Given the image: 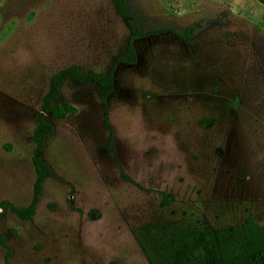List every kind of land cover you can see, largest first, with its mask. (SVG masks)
<instances>
[{
  "label": "rangeland",
  "instance_id": "obj_1",
  "mask_svg": "<svg viewBox=\"0 0 264 264\" xmlns=\"http://www.w3.org/2000/svg\"><path fill=\"white\" fill-rule=\"evenodd\" d=\"M127 2L141 29L165 32L136 40V65L118 64L112 139L98 86L62 87L56 103L78 111L47 116L55 132L41 155L54 175L35 216L0 207V264L8 247L12 264H152L145 224H264V5ZM128 35L111 0H0V203L31 201L32 136L51 76L71 64L106 72Z\"/></svg>",
  "mask_w": 264,
  "mask_h": 264
},
{
  "label": "trees",
  "instance_id": "obj_2",
  "mask_svg": "<svg viewBox=\"0 0 264 264\" xmlns=\"http://www.w3.org/2000/svg\"><path fill=\"white\" fill-rule=\"evenodd\" d=\"M258 1L264 5V0ZM111 2L117 14L129 27L125 47L106 72L90 71L71 64L51 76L48 91L42 98L41 110L32 136L35 143L32 157L35 181L31 201L25 206L16 205L9 200L0 203L4 211L12 212L21 220H31L35 216L44 191V182L47 177L54 175L51 164L41 155L46 149V139L55 132V124L47 116L64 119L78 111V108L70 102L56 103L61 98L62 87L68 81L98 86L104 120L112 139L114 130L109 120L108 99L116 89L118 64L136 65L139 60L136 40L165 32L164 28L141 29L127 0H111ZM190 34L187 28L186 35L189 37ZM213 121L214 118L200 119L201 124H211ZM122 176L125 180L137 184L126 172L123 171ZM159 193L165 204L173 201L167 192L159 191ZM138 231L140 244L152 264H264V224L251 218L239 225L218 228L161 221L145 224ZM0 245L7 246L6 237L2 232H0ZM11 255L12 250L8 247L6 264H12Z\"/></svg>",
  "mask_w": 264,
  "mask_h": 264
}]
</instances>
